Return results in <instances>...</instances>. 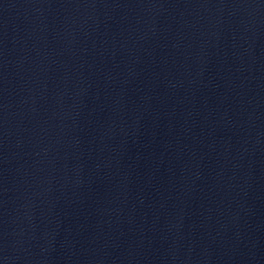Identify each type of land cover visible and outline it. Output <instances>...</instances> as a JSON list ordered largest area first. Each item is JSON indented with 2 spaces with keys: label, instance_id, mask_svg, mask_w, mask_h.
Returning <instances> with one entry per match:
<instances>
[{
  "label": "water",
  "instance_id": "1",
  "mask_svg": "<svg viewBox=\"0 0 264 264\" xmlns=\"http://www.w3.org/2000/svg\"><path fill=\"white\" fill-rule=\"evenodd\" d=\"M0 264H264V0H0Z\"/></svg>",
  "mask_w": 264,
  "mask_h": 264
}]
</instances>
